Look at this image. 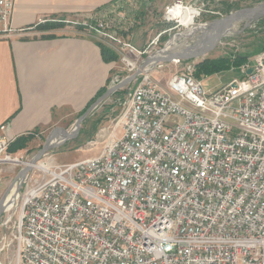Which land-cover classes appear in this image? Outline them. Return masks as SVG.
I'll use <instances>...</instances> for the list:
<instances>
[{"label":"built area","instance_id":"2783aa9c","mask_svg":"<svg viewBox=\"0 0 264 264\" xmlns=\"http://www.w3.org/2000/svg\"><path fill=\"white\" fill-rule=\"evenodd\" d=\"M209 1L172 0L163 18L181 24L173 11L194 8V21ZM13 8L0 0V38L16 32ZM126 14L65 20L117 55L126 74L110 86L139 68L161 34L137 48L119 25L132 23ZM169 65L176 70L164 83L152 75ZM194 72L182 59L148 65L98 131L96 155L33 165L0 252L14 242L12 264H264V51L209 90ZM13 140L1 124L0 190L3 166L31 161L9 152Z\"/></svg>","mask_w":264,"mask_h":264},{"label":"crops","instance_id":"0c3cea01","mask_svg":"<svg viewBox=\"0 0 264 264\" xmlns=\"http://www.w3.org/2000/svg\"><path fill=\"white\" fill-rule=\"evenodd\" d=\"M126 1L131 0H14L16 32L0 38V125L6 134L39 138L77 117L108 87L115 63L103 60L94 34L65 20L108 14ZM171 1L153 3L164 8ZM149 4L141 0V6Z\"/></svg>","mask_w":264,"mask_h":264},{"label":"rangeland","instance_id":"374dc122","mask_svg":"<svg viewBox=\"0 0 264 264\" xmlns=\"http://www.w3.org/2000/svg\"><path fill=\"white\" fill-rule=\"evenodd\" d=\"M136 1L131 0V2H128L129 5L126 4L124 7L117 9L113 8L112 11L110 10L111 12L109 11L108 14L114 16L118 12H127L126 15L130 17L132 23L130 24L127 20L123 23H119V25L121 24L120 26L123 28L122 34L125 36L129 35V41L137 48L145 47V45L149 44L150 41H153L157 37V35L161 33L160 36H158L159 38L156 41L154 40L156 43L151 45L152 51L154 52L160 49L166 43L168 38L175 33H186L187 29H191V32L187 33H192L191 35L195 34L194 37L198 39L199 37L197 35H200V33L199 31L197 32L196 25L210 22L238 9L254 7L264 3V0H210L208 4L203 6L202 10H204V12L201 11L200 14L196 15L193 21L195 28H193V24L188 26L189 28H186V26L179 24L177 21L165 20L163 18L164 8L156 7L153 3V0H150V4L148 6H139L132 10L134 2ZM224 3H228V6ZM136 4L139 5L138 2H136ZM229 5L232 7L230 8ZM128 6H130L131 8ZM226 8H230V10L225 13ZM207 9L214 10V13L212 14L205 12V10ZM114 24L117 23L115 22ZM242 24V21L237 23L234 26L235 29H239ZM180 38H182V35L175 36L172 39L170 45H176L175 42ZM179 42L180 41H177L178 44ZM186 43L187 45H194L196 43V40L194 38H190ZM260 51H264V17L252 23L250 26L240 31L239 33H230L224 36L211 51L194 59L182 60L194 61L195 65L198 61H201L204 58H234L237 55H244L248 56L247 60H249L252 59V57H254ZM112 62H114L115 64L113 65V69L111 70L110 78L115 74H118L120 78H124V75L126 73L120 70L118 59ZM175 70L176 68L174 65H169L163 70L153 68L152 75L158 78L160 82L164 83L165 80ZM238 75L239 73L231 69L207 76H200L199 79H201L203 87L209 90L225 84ZM195 77L197 76L195 75ZM133 85L134 83H132L131 81L123 88L118 89L114 93L107 96V98L99 103L81 122L79 134L77 136L55 145L49 151H47L38 162L45 166L63 165L96 155L101 150L103 144L102 140H96L98 131L106 126L112 117L118 114L121 109L123 98L132 90ZM109 86L110 81L108 87ZM77 117L68 118V125L67 123H64L65 121H62L60 123V126L65 127L69 132L73 131V129L75 128V121ZM50 129L51 128L45 130L39 138H31L27 142L26 148L17 150L15 154L25 160L32 159V157L42 147L45 139L50 133ZM55 136L60 137L59 135ZM22 167H24V164L22 163L17 165L3 166L4 176L0 190V198L9 183L13 182V186L5 200H10L12 198L14 199L11 206L7 209L4 208L0 215V241L1 237H4V239L8 241L11 238L12 230L19 223L20 207L22 203V197L27 186L28 174L26 173L20 180L15 179L14 181V178ZM28 173L29 176H31L32 171H29ZM14 194H16L15 197ZM6 201H4V203ZM1 244L2 241L0 242V246ZM14 253L15 244L13 242L8 249L0 252V264H12Z\"/></svg>","mask_w":264,"mask_h":264},{"label":"water","instance_id":"95a60500","mask_svg":"<svg viewBox=\"0 0 264 264\" xmlns=\"http://www.w3.org/2000/svg\"><path fill=\"white\" fill-rule=\"evenodd\" d=\"M264 17V3L259 4L254 7L242 8L238 9L234 12H230L223 17L214 19L210 22L196 25L197 32L199 31L200 35H197L199 38L192 36L196 40L194 45H188L189 48L184 51H174L170 48L171 39H173L177 35H181L182 33H175L171 37L168 38L166 43L158 50L153 52L151 55L145 57L142 64L139 68L132 73L130 76L121 80L119 83L109 86L106 90L97 97L93 103L89 105V107L77 117L75 121V128L73 131L69 132L64 127H55L53 128L47 138L45 139L42 147L39 151L32 157L31 161L24 167H22L18 173L16 174L15 179H21L28 171H30L40 158L49 151L52 147L57 144H51V139L55 135H60L62 137V141H65L70 138H74L79 134V129L81 122L85 119V117L99 104L101 103L107 96L114 93L118 89L130 83L134 78H136L141 71L147 67L148 65L157 63V62H169L174 59H194L197 58L209 51H211L217 43L226 35L230 33H239L244 30L252 23L262 19ZM240 21L243 22L242 26L239 29H235V25ZM195 35V34H194ZM251 69L247 70V73H250ZM59 142V143H61ZM13 186V182L9 183L4 193L0 198V215L4 210V200L8 196L11 188Z\"/></svg>","mask_w":264,"mask_h":264},{"label":"trees","instance_id":"16d2710c","mask_svg":"<svg viewBox=\"0 0 264 264\" xmlns=\"http://www.w3.org/2000/svg\"><path fill=\"white\" fill-rule=\"evenodd\" d=\"M224 1V0H223ZM228 6V3H224ZM230 6V5H229ZM232 6H230L231 8ZM238 7V6H236ZM230 8H226L225 13L230 10ZM46 27H53V25H45ZM81 28V27H79ZM101 51V55L104 61L111 62L117 59V55L108 47L103 45L102 43H98ZM248 56L237 55L234 58L232 57H216V58H204L201 61H198L195 65V75L199 78L200 76H207L214 73H219L226 70H235V72L239 73V67L245 63ZM110 81V79H109ZM108 81V82H109ZM106 87L99 90L94 99L87 104V106L79 113L81 115L93 101L99 97L104 91ZM78 115V116H79ZM91 136V135H90ZM89 136V137H90ZM33 137V133L27 135H21L16 137L9 145V152L15 153L17 150L24 149L27 146V142Z\"/></svg>","mask_w":264,"mask_h":264},{"label":"bare ground","instance_id":"6f19581e","mask_svg":"<svg viewBox=\"0 0 264 264\" xmlns=\"http://www.w3.org/2000/svg\"><path fill=\"white\" fill-rule=\"evenodd\" d=\"M197 10L194 9V8H188V9H176L173 11V14L175 16H178L179 18V21L182 25L186 26V28H189L188 26H190L191 24H193V16L196 14ZM193 28H195L194 24H193ZM187 32H191V29H187L186 30V33H182V38L178 39L177 41H180L179 44L177 43V41L175 42L176 45L172 46V45H169L171 49H173L174 51H184L186 49L189 48V46L187 45V40H189L192 36L194 35H191L192 33H187ZM181 35H178V36H181ZM172 41V39H171ZM60 136V135H59ZM62 140V137H57V138H54V139H51V144H59V142H61ZM43 165V164H42ZM14 189V188H13ZM15 190V189H14ZM16 194H14V197H15ZM14 198L10 199V200H4L6 201L4 203V207L5 209L9 208L12 204V201H13Z\"/></svg>","mask_w":264,"mask_h":264}]
</instances>
